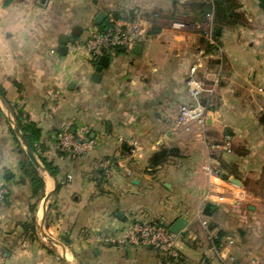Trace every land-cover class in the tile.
Here are the masks:
<instances>
[{
	"label": "crops",
	"instance_id": "obj_1",
	"mask_svg": "<svg viewBox=\"0 0 264 264\" xmlns=\"http://www.w3.org/2000/svg\"><path fill=\"white\" fill-rule=\"evenodd\" d=\"M211 1L0 0V187L8 192L0 203V264H211L202 220L233 241L240 264H264V11L258 0H237L245 23L216 30L219 46L207 51L209 20L200 15ZM101 11L106 17L96 24ZM115 14L148 20L149 37L136 51H108L98 72V61L71 45ZM198 62L207 86L220 75L213 93L201 95L210 104L201 135L175 126L179 107L193 103L185 81ZM19 110L37 123L43 155L58 168L56 177L38 168L40 198L19 167ZM61 129L94 145L61 155L53 138ZM225 134L229 152L219 146ZM162 148L179 153L150 168ZM213 164L217 176L208 174ZM107 166L111 176L100 179ZM179 217L187 221L179 260L100 241L120 238L136 221L170 228ZM184 246L200 256L191 259Z\"/></svg>",
	"mask_w": 264,
	"mask_h": 264
},
{
	"label": "built area",
	"instance_id": "obj_2",
	"mask_svg": "<svg viewBox=\"0 0 264 264\" xmlns=\"http://www.w3.org/2000/svg\"><path fill=\"white\" fill-rule=\"evenodd\" d=\"M209 20V29L207 32L210 44L214 45L212 26V13L207 15ZM107 25L101 29H96L86 39L71 45V51L77 55H85L91 60H99L108 51L125 48L132 49L135 45L141 43L149 37L150 22L141 17L117 19L110 16ZM176 27H183L182 23H174ZM201 67V62L196 63L190 70L185 85L188 94L193 99V103L181 105L175 117V126L185 132H197L202 134L207 113L209 111V102L203 103L201 95L204 92L213 93L214 88L219 83L218 76L213 80L211 86H207L203 79L197 76V70ZM260 91H264L260 88ZM53 138L58 150L69 154L77 155L86 153L93 145L94 141L87 137H76L67 129H61L54 132ZM225 152H229L232 147V137L225 134L219 145ZM113 171L112 166L104 168L106 177H110ZM209 175H219L220 168L213 164L208 166ZM70 178V176H68ZM8 194L4 187H0V203H2ZM202 226L207 232L208 238L213 242L212 255L208 258L211 264H240L229 246L232 244L230 238H224L220 244L215 243L216 234L209 228V223L202 220ZM101 242L113 243L118 245L128 244L134 247H147L161 254L169 262L170 260H179L180 253L178 248L179 235L172 232L169 227L157 222L141 220L136 221L121 230V237L116 238L113 235L100 236Z\"/></svg>",
	"mask_w": 264,
	"mask_h": 264
},
{
	"label": "trees",
	"instance_id": "obj_3",
	"mask_svg": "<svg viewBox=\"0 0 264 264\" xmlns=\"http://www.w3.org/2000/svg\"><path fill=\"white\" fill-rule=\"evenodd\" d=\"M260 7L264 11V0H258ZM240 5L237 0H212L207 4H203L201 6V18L207 17L209 13L213 15V37L215 40L214 45H208L207 51H214L218 48V37L217 29L219 31L223 27L227 26H235V25H243L245 23V19L242 14L237 12ZM211 11V12H210ZM132 13V12H131ZM115 18H120L119 15L115 14ZM132 18V17H131ZM107 25V23H103L99 25V29ZM98 60H95L97 63ZM0 96L4 97V91L0 87ZM15 121L21 132V134L26 138L29 142L30 147L33 153L36 155L37 159L41 162L44 168L54 177L58 174V168L53 164L52 161L48 160L43 152L45 148L41 143V129L38 127L37 123L30 120V117L22 112L17 111L15 113ZM59 131V130H57ZM13 132V130H12ZM14 140L16 142V149L19 154H21V159L19 161V167L25 177H27L32 184V196L40 198L43 188L44 182L39 175L38 168L33 164V162L27 156L25 150L19 145V141L16 136H14ZM61 155H67V152H62L59 150ZM178 150L176 148H162L159 151L155 152L149 159L148 165L150 168L154 169L159 165L166 163L171 157L178 155ZM100 179L105 177L103 170L100 171ZM60 184L57 183L56 192L59 190ZM164 225V224H163ZM213 229V226L210 225V229ZM225 237V233L222 231H217L215 243L218 245L221 243L222 238Z\"/></svg>",
	"mask_w": 264,
	"mask_h": 264
},
{
	"label": "water",
	"instance_id": "obj_4",
	"mask_svg": "<svg viewBox=\"0 0 264 264\" xmlns=\"http://www.w3.org/2000/svg\"><path fill=\"white\" fill-rule=\"evenodd\" d=\"M106 17V13L104 11H101L97 14L96 18H95V23L96 24H100L101 22H103V20ZM217 31H219L217 29ZM61 46H60V51H63L65 49V44H66V39H61L60 40ZM139 45H135L134 46V51H136L137 48H139ZM120 51H125V48H120ZM108 63V57L106 55H103L99 58L98 60V66L96 67V70L98 72L101 71L102 67L106 66ZM95 78H98V75L96 74ZM16 132L17 134L20 135L21 141L23 142L24 146H25V152L27 154V156L29 157V159L33 162V164L37 167L40 168L41 165L38 162V159L36 157V155L33 153L29 142L26 140V138L20 133L18 126H16ZM211 208L212 206L210 204L205 206L204 209V213H206L207 215H209L211 213ZM186 219L184 217H179L177 218V220L172 224V226L169 228L172 232L178 234L181 230H183L186 226Z\"/></svg>",
	"mask_w": 264,
	"mask_h": 264
},
{
	"label": "rangeland",
	"instance_id": "obj_5",
	"mask_svg": "<svg viewBox=\"0 0 264 264\" xmlns=\"http://www.w3.org/2000/svg\"><path fill=\"white\" fill-rule=\"evenodd\" d=\"M18 141H19V145L25 150V146H24L23 142L21 141V138H20V135H19V134H18ZM16 147H17V146H16ZM21 156H22V155H21ZM38 162L40 163V165H42L41 162L39 161V159H38ZM179 243H180V238H179ZM179 243H178V244H179ZM178 248H179V245H178ZM183 248H184V251H185V252L189 251L188 256H189L191 259L196 260V259L200 256V252H198V251H194V250H192V249H189L187 246H184Z\"/></svg>",
	"mask_w": 264,
	"mask_h": 264
}]
</instances>
